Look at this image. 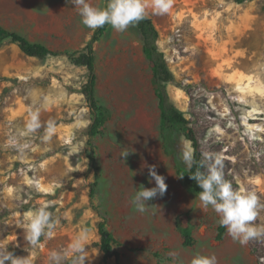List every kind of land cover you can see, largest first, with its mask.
Returning <instances> with one entry per match:
<instances>
[{"label": "rangeland", "instance_id": "1", "mask_svg": "<svg viewBox=\"0 0 264 264\" xmlns=\"http://www.w3.org/2000/svg\"><path fill=\"white\" fill-rule=\"evenodd\" d=\"M90 3L105 7L104 0ZM147 13L174 75L170 97L201 153H221L225 179L236 189L255 190L264 203V0H174L168 14L156 15L151 7ZM0 27L59 52L81 51L94 32L70 0H0ZM95 49L106 123L95 140L97 171L90 172V113L80 94L86 68L66 55L40 60L10 41L0 44V248L18 257L31 253L33 264H48L51 250L65 248L79 228L88 227L86 264H172L170 252L179 254L176 264H190L197 254H214L218 264H264V239L241 246L226 230L218 240V215L211 207L204 210L199 193L177 174V167H186L180 159L183 143L192 142L181 127L164 146L152 73L135 29L118 32L110 26ZM36 108L42 127L20 139L30 145L21 154L8 141ZM49 120L57 132L44 142ZM123 150L129 151L126 158ZM152 165L168 187L142 214L130 201L141 185L155 186L149 182ZM44 204L59 225L51 239L41 237L42 249H33L16 223ZM102 217L119 242L118 261L105 263L96 245ZM253 223L264 224V209ZM182 228L191 230L193 246L184 245Z\"/></svg>", "mask_w": 264, "mask_h": 264}, {"label": "clouds", "instance_id": "2", "mask_svg": "<svg viewBox=\"0 0 264 264\" xmlns=\"http://www.w3.org/2000/svg\"><path fill=\"white\" fill-rule=\"evenodd\" d=\"M75 5L81 22L89 29L95 30L110 25L118 32L126 31L130 25H135L145 19L147 10L152 8L154 14L165 15L170 13L174 6V0H107L106 7H94L90 0H70ZM45 110L49 107L48 98L45 97L42 106ZM41 108L29 110V117L24 129L19 131L17 136L9 139L8 144L15 147L17 151L24 154L30 147L27 142L21 143L20 139L34 134L42 127L40 120ZM44 135L41 139L44 142L52 140L57 132L56 122L49 120L46 123ZM129 155L128 150L121 152L122 157ZM259 159V153L256 154ZM180 159L186 168L191 172L196 166L190 178L195 180L202 191L199 192V201L204 210L211 207L219 217V225L226 228L227 234L241 246H246L250 240L264 239V224L255 225L260 210L264 209V203L255 190L236 189L233 184L225 179L224 157L221 153L203 152L199 161L195 158V151L190 142H184ZM150 181H155V186L145 188L143 185L134 193L131 204L135 211L146 213L150 208L148 201L158 195L163 197L167 191L165 177L158 174L156 166H148ZM180 178H183L181 176ZM49 204L25 214L23 220H17L16 225L24 229V238L27 245L33 249L44 247L41 237L44 240L51 239L59 225V217L49 211ZM92 229L88 227L79 228L67 246L61 250H51L48 256V264H63L70 260V264H86L90 259L86 247L89 246ZM177 252H170L172 264H176ZM33 264L32 254L26 257H18L8 248H0V264ZM190 264H218L217 257L213 255H195Z\"/></svg>", "mask_w": 264, "mask_h": 264}, {"label": "trees", "instance_id": "3", "mask_svg": "<svg viewBox=\"0 0 264 264\" xmlns=\"http://www.w3.org/2000/svg\"><path fill=\"white\" fill-rule=\"evenodd\" d=\"M105 7L107 0H104ZM132 26L139 36L142 52L146 60L149 62L154 94L157 99L159 118H160V131L163 136L164 146L168 142V136L174 135L179 132L182 127L187 132V138L192 142L193 149L195 151V158L197 161L201 159V149L197 137L194 131L189 128L188 120L184 113L174 104L172 101L168 86L174 81V75L166 61L164 52L159 46L160 33L152 19L147 13L145 19ZM110 25H105L103 28L95 29L91 39L87 42L85 47L81 51L74 52H59L53 50L46 45L38 42H33L26 36L15 32L9 31L0 27V44L5 41H10L16 44L19 50L27 57L37 58L44 60L49 57H58L66 55L70 62L75 66L84 67L87 70V79L82 88L80 94L85 99L86 107L90 113V124L87 131V145L89 147L88 152V171H97V153L95 140L102 133V129L106 123V113L101 106L98 98V73H97V58L95 46L99 43L109 31ZM196 166L194 165L191 172L184 166L177 167V174L185 184V186L197 193L202 191L199 188L197 182L190 178V174L194 173ZM97 182L91 186V201L94 200L95 189ZM226 232V228L220 227L218 240H223ZM98 233L100 235V241L96 244L103 253V260L106 263L108 260L115 258L117 261L120 258L119 252L114 249V246L119 242L114 234L108 229L107 221L102 217V221L98 226ZM181 233L184 238V245L191 247L194 244L191 230L189 228H182ZM117 264H120L119 262Z\"/></svg>", "mask_w": 264, "mask_h": 264}, {"label": "bare ground", "instance_id": "4", "mask_svg": "<svg viewBox=\"0 0 264 264\" xmlns=\"http://www.w3.org/2000/svg\"><path fill=\"white\" fill-rule=\"evenodd\" d=\"M200 15H201V14H200ZM223 15H224V14H223ZM223 15H222V16H223ZM207 17H208V16H207ZM225 23H226V22H225ZM222 30H223V29H222ZM218 33H219V32H218Z\"/></svg>", "mask_w": 264, "mask_h": 264}]
</instances>
